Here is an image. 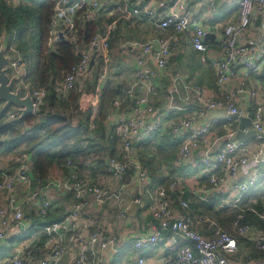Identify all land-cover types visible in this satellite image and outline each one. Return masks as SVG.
I'll list each match as a JSON object with an SVG mask.
<instances>
[{
  "label": "built area",
  "instance_id": "obj_1",
  "mask_svg": "<svg viewBox=\"0 0 264 264\" xmlns=\"http://www.w3.org/2000/svg\"><path fill=\"white\" fill-rule=\"evenodd\" d=\"M1 1L16 7L27 0ZM108 1H55L47 51L56 52L59 42L66 39L74 45L79 58L57 83L55 91L58 96L65 97L75 89L78 82L91 80L93 62L99 51H103L105 60L109 59L108 36L96 30L88 43L83 44L77 29L79 20L93 21L99 17L103 2ZM117 1L124 8L125 18L143 17L154 29L170 30L173 33L154 36L142 42L128 40L119 45L120 52H136L135 78L119 88L112 102L110 117L114 118V133L118 141V156L108 157L106 161V169L112 179L121 180L125 174L131 172L141 183L150 182L149 173L138 157L137 146L146 137L163 128L171 140L180 141L172 168L176 170L188 163L204 138L214 130L216 118L195 127L211 110H225L229 115H236L239 121L242 117L251 115V129L256 131L255 138L260 141L259 146H251L237 138V128L227 127L216 137L213 144L206 146L201 158V163L207 170L210 187L187 191L175 180L167 186L157 187L150 210L153 217L159 220V228L138 236L131 243L139 251L162 244L163 248L172 254L166 264H233L230 256L238 253L241 241H247L258 250L264 251V231L251 223L243 222L245 210L240 205L243 196L256 185L261 176L260 168L264 165V105L256 101L257 90L248 87L245 80H241L240 84L231 90L226 89V86L239 76L241 69L251 74L264 75V0H239L238 14L223 27L215 41L221 55L218 59L208 56L210 47L207 39L211 37V31L200 24L183 3L178 9H174L164 0L159 6L169 9V12L161 14L140 3L131 8V0ZM257 19L258 34L254 38H246L247 31ZM115 26L116 22L111 28L114 29ZM189 27L192 28V47L201 54L202 62L213 66L216 85L223 94L216 98L206 86L187 81L181 72H175L166 84V100L170 109L184 114L181 118L166 123V126L162 121L166 114L155 103L160 93L159 81L168 77L167 67L170 59L179 49L180 42L174 38V34L182 33ZM4 35L5 31L0 29V37ZM12 39L8 44L11 55L9 68L12 73L19 75L23 88L31 91L36 115L45 104L47 89L45 86L36 87L31 84L27 66L15 44L14 35ZM98 79L100 84L104 74ZM98 90L100 92L101 88L98 87ZM240 96H248L255 102L252 114H248L239 106ZM10 116L14 117L15 114ZM221 141V148L215 151L214 144ZM1 159L0 155V161ZM8 160L15 166L11 172H1L0 195L6 201L0 204V240L5 239L7 233L15 226L21 227L19 232L25 229L27 200H21L16 193L20 184L28 188V200L35 204L41 219H45L57 206L55 201L42 197L41 193L47 186L55 187L61 194L74 192L77 199L85 194H92L97 204L111 200H116L118 204L122 202L125 184H119L116 190L106 184L99 185L95 178L80 176L77 166L71 160L66 163L68 174L63 178L49 175L43 178L32 174L27 153L12 155ZM217 170L222 172L221 176L216 174ZM247 171H250V174L241 179L242 174ZM230 179L239 181L231 185L229 183L228 196L219 198L220 207L239 208L242 212L233 220L230 231L224 230L215 218H204V222L211 228V236L205 237L192 224L191 216L194 213L191 210L190 198L208 202L211 200L210 191L223 187ZM175 199L182 209L178 216L173 214ZM85 203L73 204L71 211L59 220L36 226L32 236L17 245L12 254H0V264H61L66 256L71 258L73 264H103L105 252L118 251L117 239L106 234L98 226L97 219L82 220ZM118 210L121 216L127 212L122 205L118 206ZM249 210L264 221V202L261 210ZM138 264H148L147 259L140 257Z\"/></svg>",
  "mask_w": 264,
  "mask_h": 264
},
{
  "label": "crops",
  "instance_id": "obj_2",
  "mask_svg": "<svg viewBox=\"0 0 264 264\" xmlns=\"http://www.w3.org/2000/svg\"><path fill=\"white\" fill-rule=\"evenodd\" d=\"M164 0H131L130 7L134 8L138 3L149 8H153L161 14H166L169 12V9L160 7L159 4ZM166 1V0H165ZM172 8L178 9L181 3L186 6L190 11L192 16L208 30L211 31V37L207 39V42L210 47L208 56L210 58L218 59L221 57L219 50L217 49V44L215 43L219 34L222 32L223 27L230 21L234 20L238 14V2L239 0H167ZM19 5H30V0H27ZM124 8H122L117 0H109L108 2H103L102 12L99 14L93 22L97 26V30L101 31L102 35L109 37V54L110 57L108 60L104 59L103 51H99L95 56L92 69V78L96 76L99 77L101 74H104V79L102 82L98 81L96 87V93L94 95V101L92 105V111L87 123V127L84 131L85 135L80 134L75 139H72V142L75 144L83 143L84 140L87 144L90 143L89 138H93L96 144L106 150V139L112 135H109L110 131H114V118L110 117L112 106H110L106 113L104 120L102 121V127L104 131L102 132V138L97 137V128H99V115H100V98L102 90L104 87H110L113 89H119L120 86L125 85L129 82H132L135 78L134 75V60L136 52L127 51L120 52V44L115 41L120 38L121 32H123L124 26L130 25L131 29H135L141 37H144L145 40L154 37V36H167L173 32L170 30H156L150 25L143 17L140 18H125ZM116 22L114 29L111 27ZM259 25V20L257 19L254 24L247 31L246 38H254L258 34L257 26ZM145 29V30H144ZM192 28L189 27L188 30L174 34V38H177L180 42L179 49L175 55L170 59L169 65L167 67V78H162L159 81L160 93L159 96L155 99V103L160 106L166 116L163 118V124L170 122L171 120L179 119L183 116L184 112L178 110H172L167 104L166 100V84L169 83V78L175 72H181L184 78L187 81L194 83L202 84L206 86L211 94L219 98L223 91L218 88L214 76V68L211 64H206L201 61V54L194 50L190 43V34ZM5 35L0 37V45L5 41ZM142 40V41H145ZM140 40V42H142ZM120 42V41H119ZM116 63V68L113 70L111 65ZM97 71V72H96ZM91 78V79H92ZM99 80V79H98ZM241 80H245L248 87H252L257 90L258 95L256 101L264 105V75L259 76L246 72V70H240L239 76L232 80L227 86V90H231L240 84ZM58 83V82H57ZM83 83V84H82ZM78 82L76 89L74 91L77 93L76 97L77 103L82 102L80 94L85 88V82ZM98 87L101 88L100 92ZM225 89V90H226ZM66 99V98H65ZM68 103L73 106L71 100ZM255 102L248 98V96H240L238 98V104L246 110L248 114H252V107L255 106ZM196 104V103H195ZM83 106L82 113L85 117L87 113L86 105ZM13 108V109H12ZM11 114L19 113L17 108L12 107ZM17 111H16V110ZM215 119V118H213ZM238 122L239 129L240 121L234 119ZM78 121L73 120L74 126L78 125ZM212 121L207 115L200 122L195 124V127L199 126L202 123H207ZM228 119L216 118L214 124V130L204 138L201 146L194 151L191 159L188 163L181 166L180 168L174 169L168 163L167 154L171 153V161L173 162L174 158L178 154L180 148V141H172L176 145V150L173 152L170 150V147H173L170 143L162 141V137L167 134L166 129H161L149 137H146L138 146L137 154L139 159L143 158V161L147 164H144L146 167L149 176L151 178L150 182L141 183L138 178L133 175L131 172L124 175L123 179L115 180L109 177L106 182L110 188L114 190L117 189L119 184H125L123 199L121 204H118L116 200H111L103 204H97L95 198L92 194H85L82 198L77 199L74 192H57L58 190L53 186H47L43 189L41 195L44 198H48L52 201H55L56 208L53 210L45 219H41L37 214V208L35 204L28 200V188L23 184H20L18 191L16 192L19 198L22 200H27L26 210H25V236L22 238L15 239L14 237L11 240L6 238L0 240V254L9 253L12 254L16 250V246L21 242L29 239L35 231L36 226H41L43 224H49L53 221L61 219L63 216L67 215L71 211V207L75 203H83L82 209V220L89 221L91 219H97L98 226L108 235H113L117 239V248L118 251H107L104 253V263L103 264H138V259L140 257H145L148 264H166L171 257V253L166 251L163 248L162 244H158L146 251L137 250L133 244L132 240L137 238L140 235L148 234L154 231L156 228H159V220L155 219L151 213L150 206L153 202L155 195V189L159 186H167L171 181H178L185 189L188 191L190 189H201L209 188L210 183L207 179V170L205 166L201 163V158L204 153L206 146L214 143L217 136H220L227 127H235L231 122H227ZM34 123V122H33ZM166 124V126H167ZM252 127L250 124L246 127L245 130H249ZM94 129V130H92ZM96 130V131H95ZM161 135V136H160ZM151 137L154 140H151ZM156 138V139H155ZM80 141V142H79ZM150 141L153 142V147H148ZM247 144L257 147L259 146L260 141L256 138H250ZM143 144V145H142ZM118 143H116V152H117ZM222 146L221 142H216L214 144V150L218 151ZM164 147V148H162ZM160 148V149H159ZM168 149L171 152H168ZM159 150L161 153H159ZM91 151H98L97 148H92ZM101 151V150H100ZM25 152L13 151L7 152L0 150L1 161H0V171L11 172L14 169L13 162L9 161V157L12 155L22 154ZM105 153V152H104ZM29 154V161L32 167L33 172V161L32 155ZM96 154V153H95ZM159 154L161 156H159ZM166 154V155H165ZM106 156L101 155V159L106 161L108 157H111L109 153H105ZM100 155L90 158V162L95 164ZM143 162V163H144ZM171 162V163H172ZM261 176L257 181L256 185L253 186L242 198L241 207L244 209H250L252 207L260 206L264 202V165L260 168ZM217 175L221 176L222 172L220 170L215 171ZM173 173V174H171ZM246 174H250V171L242 174L241 179H243ZM239 180L230 179L227 184L223 187L217 189L216 191H210L209 196L211 200H219L228 196V187L229 183L234 184ZM231 196V195H229ZM193 197L190 198V204L192 207L193 216H191L192 224L194 228L203 234L205 237L211 236V228L204 218L211 217L206 215V213H201L200 209H196L192 205L194 204ZM6 201L2 195H0V204H4ZM138 201V202H137ZM121 206L127 210L124 216H121L118 210V206ZM182 211L180 204L177 199L173 202V214L178 216ZM87 216H91L90 218ZM52 220V221H51ZM167 230H165L166 232ZM130 242V243H129ZM61 264H73L70 257L66 256L62 260Z\"/></svg>",
  "mask_w": 264,
  "mask_h": 264
},
{
  "label": "trees",
  "instance_id": "obj_3",
  "mask_svg": "<svg viewBox=\"0 0 264 264\" xmlns=\"http://www.w3.org/2000/svg\"><path fill=\"white\" fill-rule=\"evenodd\" d=\"M55 1L30 0V5L13 7L0 0V29L5 31V39L10 44L13 41V35L15 36V44L23 55L28 69L29 81L36 87L45 86L47 89L45 104L40 107L37 115H28L23 119H19L18 113L11 117V109L3 110V103L0 102V150L30 153L34 174L43 178L48 175L63 178L68 174L66 163L71 160L77 166L80 176H90L95 178L99 185H104L110 177L104 160H98L95 164L90 162L92 148L104 150L100 143L96 144L93 138H89V144L85 141L86 139L84 140L85 146L82 143L78 145L72 142L74 144H71L72 139L83 134L87 127L98 85V73L91 80L85 82V88L80 94L81 100L83 99L80 103L85 104L87 109L85 117L83 116V122L80 123L79 120L78 125L74 126L70 116L59 112V108L74 107L78 109L79 104L76 101L78 95L74 90L67 96L61 97L57 95L55 88L57 82L63 79L79 58L74 50V45L66 39L59 42L56 52L47 51L48 32ZM77 29L82 43L86 44L97 30V26L93 21L79 20ZM32 42L37 43L33 51H31ZM118 92L119 89L110 87H104L102 90L98 121L100 127L96 129L97 137H103L102 121ZM69 100L73 103L72 107L68 103ZM37 117L40 118L37 119ZM227 122H231L235 126L234 128L238 126V122L234 119ZM109 135L112 137L109 136L105 141V148L108 151L106 153L116 157L118 156L116 153L117 137L114 131H110ZM162 139L166 143H172L168 134L164 135ZM171 145L173 147H170V150L174 152L177 147L174 143ZM170 150L168 149V152H171ZM141 162H144L143 158H141ZM216 201L203 202L195 198L192 205L196 209H200L201 213L211 214V217H214L224 230L230 231V225L242 210L226 207L215 208ZM261 206L262 204L252 208L261 210ZM244 210L243 222L251 223L264 231V221L248 208ZM240 246L250 249L249 252L244 253L246 261L264 260V251L258 250L251 243L241 241ZM247 253H250V256Z\"/></svg>",
  "mask_w": 264,
  "mask_h": 264
},
{
  "label": "water",
  "instance_id": "obj_4",
  "mask_svg": "<svg viewBox=\"0 0 264 264\" xmlns=\"http://www.w3.org/2000/svg\"><path fill=\"white\" fill-rule=\"evenodd\" d=\"M61 38L63 36L61 35ZM11 55L8 53V41L5 40L0 45V102L3 103V110H8L12 107L17 108L19 119H23L28 115H35L36 107L33 102L31 91L24 89L20 84V77L17 74L10 72L9 63ZM210 119L213 118H229L237 119L236 115H229L225 110H211L208 114ZM252 116L242 117L237 132V138L242 142H248L250 138L256 137L254 129L245 130L250 124ZM21 227H13L6 235L7 240H11L13 236L19 232ZM165 231V230H164ZM258 264V262H253ZM264 264V263H261Z\"/></svg>",
  "mask_w": 264,
  "mask_h": 264
},
{
  "label": "rangeland",
  "instance_id": "obj_5",
  "mask_svg": "<svg viewBox=\"0 0 264 264\" xmlns=\"http://www.w3.org/2000/svg\"><path fill=\"white\" fill-rule=\"evenodd\" d=\"M18 6V5H17ZM132 27H130V25H128V26H124V29H123V32H121V34H120V38L119 39H117L115 42L116 43H118V44H121L122 42H124V41H128V40H135V41H142V40H145L144 39V37H141V35L138 33V32H136V30L135 29H131ZM145 30V29H144ZM120 41V42H119ZM37 45V43L36 42H32L31 43V51H33L34 50V48H35V46ZM119 46V45H118ZM8 53H9V50H8ZM116 63H113L112 65H111V68H112V66H113V70H114V68H116V65H115ZM10 72H12V70L10 69ZM121 87V86H120ZM119 87V88H120ZM110 102H111V100H110ZM113 102V101H112ZM77 104H79L78 105V109H76V108H74V107H72V108H70V109H67V108H59V112L60 113H63V114H66L67 116H70V118H72V120H74V121H77V120H80V123H82L83 122V113H82V108H83V106L81 105V103L79 102V103H77ZM112 106V105H111ZM13 109V108H12ZM11 109V110H12ZM110 109V108H109ZM16 110V109H15ZM17 111V110H16ZM37 115V114H36ZM40 117H37V119H39ZM85 130V129H84ZM92 130H94V129H92ZM84 132H86V131H84ZM83 132V133H84ZM83 135H85V133L83 134ZM156 139V138H155ZM151 140L153 141L154 140V138H152L151 137ZM152 141H150V143H149V145H148V147H153L154 145H153V142ZM74 144V143H73ZM143 145V144H142ZM94 152V156H96L97 154L98 155H100L99 156V158L97 159V161L98 160H101V155L103 156H106L105 155V153L106 152H108L107 150H105V151H100L99 150V152L98 151H93ZM105 152V153H104ZM96 153V154H95ZM116 153H118V146H117V152ZM159 153H161V151L159 150ZM118 155V154H117ZM166 155V154H165ZM159 156H161L160 154H159ZM167 158H168V163H169V165L171 166V168H172V166H173V162H174V160H175V158H174V160H173V162L170 160L171 159V153H168L167 154ZM172 162V163H171ZM173 169V168H172ZM171 174H173V173H171ZM214 201H216V200H214ZM214 206H215V208H219L220 207V200H218V201H216L215 203H214ZM210 216H211V214H210ZM214 218V217H213ZM26 234H25V230H23V231H21L18 235H16L14 238L15 239H18V238H22V237H24ZM250 251V249H245V248H243V246H240V248H239V250H238V253H235V254H233V255H231L230 256V260L233 262V264H255V263H253V262H258V264H261V263H264V260H252V261H250V262H248V261H246L245 259H244V253L245 252H249ZM254 252V251H253ZM250 253H247V255H249ZM250 256V255H249Z\"/></svg>",
  "mask_w": 264,
  "mask_h": 264
}]
</instances>
